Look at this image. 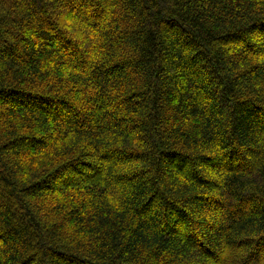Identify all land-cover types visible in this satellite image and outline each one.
Returning a JSON list of instances; mask_svg holds the SVG:
<instances>
[{"label": "trees", "instance_id": "16d2710c", "mask_svg": "<svg viewBox=\"0 0 264 264\" xmlns=\"http://www.w3.org/2000/svg\"><path fill=\"white\" fill-rule=\"evenodd\" d=\"M0 264H264V0H0Z\"/></svg>", "mask_w": 264, "mask_h": 264}]
</instances>
